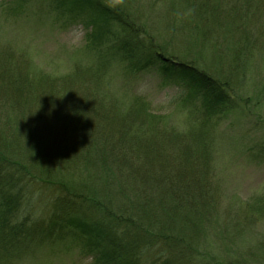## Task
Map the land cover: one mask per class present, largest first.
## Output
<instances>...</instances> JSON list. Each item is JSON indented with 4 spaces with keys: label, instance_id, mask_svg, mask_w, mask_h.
<instances>
[{
    "label": "trees",
    "instance_id": "trees-1",
    "mask_svg": "<svg viewBox=\"0 0 264 264\" xmlns=\"http://www.w3.org/2000/svg\"><path fill=\"white\" fill-rule=\"evenodd\" d=\"M62 2L71 19L90 26L86 50L93 54L63 75L40 74L23 89L5 87L14 96L28 92L32 100L21 114L8 99L0 104V264H29L44 248L76 250L84 264H205V258L237 264L219 252L212 261L200 246L207 234L245 242L264 219V196L247 209L226 206L224 212L211 184L215 129L244 116L242 100L231 95L227 80L187 62L181 50L170 53L166 38L173 35L180 44L190 34L211 47L234 34L240 46L264 33L256 16L264 14V0H163L156 33L129 11L130 4ZM21 7L10 11L16 15ZM106 30L116 44L101 42ZM256 46L243 49L250 53ZM148 72L183 88L176 100L187 109L184 130L169 129L132 92ZM111 73L119 76L121 94L109 86ZM77 82L91 88L87 104L70 88Z\"/></svg>",
    "mask_w": 264,
    "mask_h": 264
},
{
    "label": "rangeland",
    "instance_id": "rangeland-1",
    "mask_svg": "<svg viewBox=\"0 0 264 264\" xmlns=\"http://www.w3.org/2000/svg\"><path fill=\"white\" fill-rule=\"evenodd\" d=\"M112 1L125 4L126 7L130 4L129 11L135 16L137 14L154 33L158 31L159 22L164 19L166 8L162 5L163 0ZM228 1L226 0V3ZM18 3L22 5L21 11L13 15L10 7ZM64 8L66 9L62 0H0V104L3 98L8 99L16 103L15 109L21 114L25 110L24 102L32 99L28 92H23L20 96L16 93L14 96L9 89H5L6 86L13 84L16 88L23 89L40 74L60 76L71 72L73 67L83 65L91 58L93 52L86 50L89 49L86 36L91 31L90 26L80 20L71 19L72 15L63 12ZM256 16L262 17L259 26L263 28L264 14ZM178 19L176 14L171 20ZM168 21L171 25V21ZM245 29H248V24H245ZM113 37L111 31L106 30L101 42L116 44ZM172 37L166 38L170 42V53L181 50L183 54L188 55L181 56L187 59V62L194 60L205 72L211 71L216 78L227 80L231 95L234 94L237 100H242L240 108L244 116L229 117L218 123L215 129V135L218 134L213 157L216 173L211 184L215 183L218 187V198L223 199L224 212L226 206L234 207V210L247 209L250 203L264 196V154H259L260 149L264 148V33H254L240 46L234 43V34L224 39L219 37L211 47L195 43L190 34L184 43L180 44ZM168 42L160 41V44ZM253 44L257 46L253 47L250 53L247 52L248 48L243 49L247 46L250 48ZM114 67L116 69V66ZM111 75L113 79L109 86H114V90L121 94L119 76L116 73ZM231 78L233 80L230 83ZM70 88L85 104L89 102L88 98L92 97L89 85L82 86L77 82V85ZM133 89L132 92L142 96L149 103L151 113L162 118L168 128L177 131L186 128L187 109L176 100L178 95L185 94L179 84L163 83L148 72L139 76ZM7 93L10 94L9 97H6ZM21 117L17 119L21 121ZM4 119L5 116H2L1 126L5 122ZM91 126L94 127V124ZM107 130L112 131L113 128L105 129ZM250 229L252 230L247 232L249 237L245 242L228 241L229 245L225 243L226 239H212V236L207 234L201 240V253L212 261L213 252H219L220 257L238 262L237 264H264V219L257 221ZM43 250L40 260L31 259L29 264H42V261L51 264L83 263L76 250ZM252 251L253 254L250 255ZM204 262L210 264V260L206 258L203 259Z\"/></svg>",
    "mask_w": 264,
    "mask_h": 264
}]
</instances>
